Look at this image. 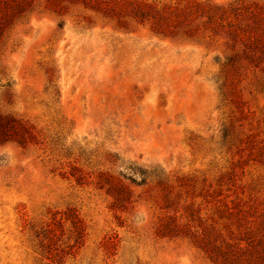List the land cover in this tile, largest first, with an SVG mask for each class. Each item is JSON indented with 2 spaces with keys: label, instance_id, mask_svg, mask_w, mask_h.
I'll list each match as a JSON object with an SVG mask.
<instances>
[{
  "label": "rangeland",
  "instance_id": "rangeland-1",
  "mask_svg": "<svg viewBox=\"0 0 264 264\" xmlns=\"http://www.w3.org/2000/svg\"><path fill=\"white\" fill-rule=\"evenodd\" d=\"M223 41L166 38L80 6L61 16L36 8L17 21L0 47V113L27 120L39 143L3 147L15 163L7 153L0 160V264H211L186 242L155 236L158 211L146 185L132 186L130 208L113 209L103 190L75 183L70 172L76 166L90 181L132 163L213 181L230 158L218 144L230 114L215 83ZM238 88L244 130L264 139V71L242 68ZM238 173L244 193H264V164ZM75 219L83 228L77 242ZM47 227L62 263L38 247Z\"/></svg>",
  "mask_w": 264,
  "mask_h": 264
},
{
  "label": "trees",
  "instance_id": "trees-1",
  "mask_svg": "<svg viewBox=\"0 0 264 264\" xmlns=\"http://www.w3.org/2000/svg\"><path fill=\"white\" fill-rule=\"evenodd\" d=\"M70 6H80L122 27L131 21L147 24L152 32L166 38L224 39L227 55L215 83L230 114L220 129L218 144L230 158L213 181L132 163L123 166L125 171H98L90 181L76 166L71 167L70 175L77 184L88 182L103 190L113 209L130 208L135 201L132 186L146 185V199L158 211L154 226L157 238L186 242L211 264H264V193L251 196L237 185L238 168L248 162L264 164V139L244 130L242 120L247 115L238 88L242 68L264 71V1L219 5L208 0H0V47L10 28L36 8L61 16ZM38 143V134L27 120L0 113V149L7 144L26 149ZM73 225L77 242L83 228L77 219ZM37 237L44 257L51 263H62L54 246V229L47 227Z\"/></svg>",
  "mask_w": 264,
  "mask_h": 264
},
{
  "label": "clouds",
  "instance_id": "clouds-1",
  "mask_svg": "<svg viewBox=\"0 0 264 264\" xmlns=\"http://www.w3.org/2000/svg\"><path fill=\"white\" fill-rule=\"evenodd\" d=\"M7 153L6 156V161L8 164H14L15 163V159H14V155L12 152L8 151L6 148L5 149H0V155H3Z\"/></svg>",
  "mask_w": 264,
  "mask_h": 264
}]
</instances>
